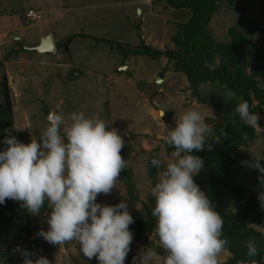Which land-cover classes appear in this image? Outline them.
<instances>
[{
  "label": "rangeland",
  "instance_id": "rangeland-1",
  "mask_svg": "<svg viewBox=\"0 0 264 264\" xmlns=\"http://www.w3.org/2000/svg\"><path fill=\"white\" fill-rule=\"evenodd\" d=\"M26 7L35 9L29 17L32 21L26 17ZM180 16L163 0H0V80L3 75L7 78L13 126L23 128L8 134L24 143L32 137L38 140L50 111L62 113L65 118L79 111L105 121L124 141L120 154L126 167L120 172L117 187L109 194L98 195V201L117 204L126 200L128 209H141L152 197L150 191L161 170L153 181L148 175L147 158L155 154L162 166L173 159V152L166 151L163 141L175 127V119L190 108L205 115L214 113L213 106L233 111L241 101L225 86L212 83L200 85L197 95H192L185 74L174 71L173 62L166 57L155 60L135 55L122 60L116 44L107 48L104 41H119L123 47H135L143 41L155 49H174L172 36ZM250 22L257 28L247 29L252 35L247 71L256 63V80L259 87H264V0L221 4L209 29L215 41H228L230 26ZM48 33L57 44L56 53L28 50ZM71 35L78 36L70 43L69 51L62 52L61 45ZM23 48L26 50H20ZM255 113L259 116V127L255 128L258 136L243 147L246 160L253 159L252 154H264V105ZM213 121L205 117L206 123ZM5 129L10 128L0 127V150L6 147L2 143ZM260 163L264 165V160ZM244 169L241 182L249 195L256 186L252 169ZM47 211L48 208L41 215L29 214V233L9 232L0 226V264H22L24 257L16 249L25 250L29 243V258L33 260L44 256L50 264H97L95 257L87 261L75 241L54 246L37 235L39 229L47 230ZM132 233L125 264H131L141 248H149L150 244L159 248L154 235L142 232L139 238ZM151 249L158 257L164 255L160 248ZM229 255L224 250L220 263ZM152 264L157 261L154 259Z\"/></svg>",
  "mask_w": 264,
  "mask_h": 264
},
{
  "label": "clouds",
  "instance_id": "clouds-1",
  "mask_svg": "<svg viewBox=\"0 0 264 264\" xmlns=\"http://www.w3.org/2000/svg\"><path fill=\"white\" fill-rule=\"evenodd\" d=\"M233 112L248 127H259V116L250 111L246 101H237ZM205 117L215 119L214 113L186 110L164 137L174 149L173 159L163 166L160 159H151V165L161 169L150 195L154 198V231L164 255L158 257L153 249L141 248L131 264H152L154 259L157 264H220L227 244L222 238L223 220L194 181L204 167L201 157L194 153L207 146L212 132ZM46 121L39 139L32 137L29 143L8 134L10 129L4 130L0 205L6 199L17 201L35 216L41 215L47 202L48 227L37 232L44 241L54 246L75 241L87 261L95 257L97 264H125L133 240L129 225L134 222L127 202H97L98 195L117 187L120 172L126 167L120 154L123 139L105 121L79 111L67 118L50 111ZM252 156L242 164L258 172L261 190L257 197L264 209V165L260 163L264 154ZM246 247L247 257L258 255L254 240L247 241ZM16 251L24 257L22 264H50L44 256L33 260L27 250L17 247Z\"/></svg>",
  "mask_w": 264,
  "mask_h": 264
},
{
  "label": "trees",
  "instance_id": "trees-1",
  "mask_svg": "<svg viewBox=\"0 0 264 264\" xmlns=\"http://www.w3.org/2000/svg\"><path fill=\"white\" fill-rule=\"evenodd\" d=\"M163 1L166 6L181 14V19L175 23V32L172 36L174 49H155L143 41L135 47H123L119 41L104 40L108 43L107 48H113L116 44L122 60L135 55L155 60L164 56L168 61L173 62L174 71L185 74L192 95H197L200 85L212 83L225 86L234 92L241 100L248 103L251 112L259 110L264 105V87H259L256 80L259 67L255 63L252 64L250 72L247 71V53L252 37L247 29L257 27L251 22L242 23L241 26H230L227 30L228 41H215L209 29L210 21L221 4L232 6L241 0ZM27 10L35 9L26 7L25 11ZM80 35L83 36V34ZM77 36L67 37L61 45L62 52L69 51L70 43ZM4 57L7 58L8 54ZM0 98V127H8L14 132L11 96L7 78L4 75L0 80ZM253 101H256L255 105ZM213 112L215 119L211 124L212 132L208 136L207 146L194 153L201 157L204 163V167L194 177V181L208 196L214 210L223 220L222 238L227 241L225 250L230 255L220 264H264V233L262 232L264 209L260 207L257 197L258 191L261 190L257 170L252 169L255 191L247 195L241 182L245 174L242 162L246 160L243 147L252 143L258 136V132L255 128L244 124L233 111H225L213 106ZM16 135L19 137L20 134ZM217 138L219 142L215 140ZM163 143L167 152H174L165 140ZM153 158L157 156L150 154L147 158V171L154 181L158 168L151 165L150 161ZM97 202L100 203L98 198ZM153 206L154 198L150 197L142 204L141 209H128L134 218L129 228L136 232L139 238L142 232L157 238L154 231L156 221L151 215ZM46 208L47 202L41 209V213ZM0 226H4L9 232L18 230L29 233V213L21 207L20 202L6 199L4 204L0 205ZM249 240H254L258 249V255L251 258L246 255V245ZM144 242L147 243L145 240ZM150 245L149 248L159 249L153 244ZM25 250L31 252L30 243Z\"/></svg>",
  "mask_w": 264,
  "mask_h": 264
},
{
  "label": "water",
  "instance_id": "water-1",
  "mask_svg": "<svg viewBox=\"0 0 264 264\" xmlns=\"http://www.w3.org/2000/svg\"><path fill=\"white\" fill-rule=\"evenodd\" d=\"M139 12V10H138ZM29 50H34L37 53H56L57 52V48H56V44H55V40L53 39V36L51 33L43 36L39 43L35 46H32L30 48H28ZM122 70H124V67H121ZM161 79L157 78L156 82L160 83Z\"/></svg>",
  "mask_w": 264,
  "mask_h": 264
},
{
  "label": "built area",
  "instance_id": "built-area-1",
  "mask_svg": "<svg viewBox=\"0 0 264 264\" xmlns=\"http://www.w3.org/2000/svg\"><path fill=\"white\" fill-rule=\"evenodd\" d=\"M33 13V11L32 10H30V11H28L27 13H26V17L28 18V20H30V18H32L31 16H30V14H32ZM30 17V18H29Z\"/></svg>",
  "mask_w": 264,
  "mask_h": 264
},
{
  "label": "crops",
  "instance_id": "crops-1",
  "mask_svg": "<svg viewBox=\"0 0 264 264\" xmlns=\"http://www.w3.org/2000/svg\"><path fill=\"white\" fill-rule=\"evenodd\" d=\"M48 34H49V33H48ZM42 37H43V36H42ZM42 37H41V38H42ZM55 44H56V43H55ZM30 51H31V50H30ZM36 53H37V52H36ZM38 54H42V53H38Z\"/></svg>",
  "mask_w": 264,
  "mask_h": 264
}]
</instances>
